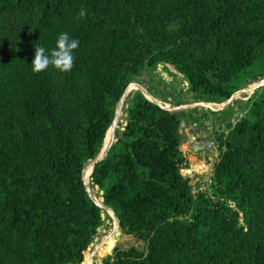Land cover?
<instances>
[{"label": "trees", "instance_id": "1", "mask_svg": "<svg viewBox=\"0 0 264 264\" xmlns=\"http://www.w3.org/2000/svg\"><path fill=\"white\" fill-rule=\"evenodd\" d=\"M61 33L79 41L64 76L85 88L55 96L31 62ZM160 63L206 102L263 78L264 0H0V264H87L101 220L82 169L125 88ZM247 101L218 136L208 192L192 195L183 114L129 97L88 183L140 245L105 264H264V89Z\"/></svg>", "mask_w": 264, "mask_h": 264}, {"label": "rangeland", "instance_id": "2", "mask_svg": "<svg viewBox=\"0 0 264 264\" xmlns=\"http://www.w3.org/2000/svg\"><path fill=\"white\" fill-rule=\"evenodd\" d=\"M45 71L55 96H60L65 88H85L82 78L67 79L64 73L51 66ZM187 87L183 76L167 63L157 64L154 69L145 72L137 82L130 83L116 103L112 122L107 127L101 149L93 160L102 156L113 141L123 122V112L129 97L138 91L149 101H155L169 111L183 114L180 116L182 125L179 128V149L184 161L179 166V174L190 178L192 195L197 191L208 192V184L218 160V152L221 150L218 136L226 132L227 120L232 122L245 111L248 97L257 90L264 89V77L237 89L229 98L218 103L193 99ZM12 116L15 117L14 112ZM92 161L83 167L82 179L88 197L98 205L102 217L96 235L91 239L85 254L87 264H105L110 260L114 246L124 248L140 243L120 232L114 214L100 203L98 190L89 185L88 174ZM109 240H112L113 245L104 253Z\"/></svg>", "mask_w": 264, "mask_h": 264}, {"label": "clouds", "instance_id": "3", "mask_svg": "<svg viewBox=\"0 0 264 264\" xmlns=\"http://www.w3.org/2000/svg\"><path fill=\"white\" fill-rule=\"evenodd\" d=\"M79 15L85 17L86 12L82 9ZM78 45V40L71 39L67 33H61L50 51L43 46H35L34 58L31 62L32 72L40 73L49 66L61 73L69 72L74 66L73 50L77 49Z\"/></svg>", "mask_w": 264, "mask_h": 264}, {"label": "water", "instance_id": "4", "mask_svg": "<svg viewBox=\"0 0 264 264\" xmlns=\"http://www.w3.org/2000/svg\"><path fill=\"white\" fill-rule=\"evenodd\" d=\"M122 94H123V93H122ZM120 97H121V96H120ZM119 99H120V98H119ZM151 102L157 104L155 101H151ZM160 107H161V106H160ZM163 108H164V107H163ZM165 109H166V108H165ZM113 117H114V115H113ZM111 122H112V121H111ZM181 125H182V122H180V126H181ZM113 140H114V138H113ZM109 145H110V144H109ZM109 145L107 146V148H106V150L104 151V153L102 154V156H103V155L105 154V152L107 151ZM102 156H100V157H99L98 159H96V160H93L92 163H91V166H92L93 162H95V161L101 159ZM98 193L101 194V191L99 190ZM107 208H108V207H107ZM108 209L111 210L110 208H108ZM111 212H112V211H111ZM99 217H100V218L102 217V214H101V213H99ZM114 219H115L116 226H118V222H117L115 216H114ZM105 221H108V220H105ZM112 245H113V242L111 243V246H112Z\"/></svg>", "mask_w": 264, "mask_h": 264}, {"label": "bare ground", "instance_id": "5", "mask_svg": "<svg viewBox=\"0 0 264 264\" xmlns=\"http://www.w3.org/2000/svg\"><path fill=\"white\" fill-rule=\"evenodd\" d=\"M108 239H106V241H107Z\"/></svg>", "mask_w": 264, "mask_h": 264}]
</instances>
